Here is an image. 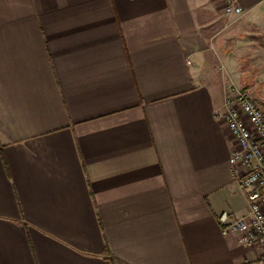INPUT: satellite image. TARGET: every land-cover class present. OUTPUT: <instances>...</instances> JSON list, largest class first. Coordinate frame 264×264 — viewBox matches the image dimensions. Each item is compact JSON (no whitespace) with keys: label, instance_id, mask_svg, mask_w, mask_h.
<instances>
[{"label":"crops","instance_id":"crops-1","mask_svg":"<svg viewBox=\"0 0 264 264\" xmlns=\"http://www.w3.org/2000/svg\"><path fill=\"white\" fill-rule=\"evenodd\" d=\"M239 2L0 0V264H264L218 220L248 204L216 113L264 85Z\"/></svg>","mask_w":264,"mask_h":264},{"label":"built area","instance_id":"built-area-1","mask_svg":"<svg viewBox=\"0 0 264 264\" xmlns=\"http://www.w3.org/2000/svg\"><path fill=\"white\" fill-rule=\"evenodd\" d=\"M223 12L240 16L244 8L239 0H221ZM224 109L216 113L222 119L232 139L229 163L239 168L238 184L245 194L248 211L230 219L227 211L218 217L222 233H235L238 241L264 252V109L248 90L232 87L224 98Z\"/></svg>","mask_w":264,"mask_h":264},{"label":"rangeland","instance_id":"rangeland-1","mask_svg":"<svg viewBox=\"0 0 264 264\" xmlns=\"http://www.w3.org/2000/svg\"><path fill=\"white\" fill-rule=\"evenodd\" d=\"M252 77L254 76L253 75L247 76V80H246L247 83L246 85H244L243 89L248 90V92L255 99V101L264 109V85L261 83L260 86L258 87V91L253 92L254 86L251 83ZM259 80L262 81V78H259Z\"/></svg>","mask_w":264,"mask_h":264}]
</instances>
